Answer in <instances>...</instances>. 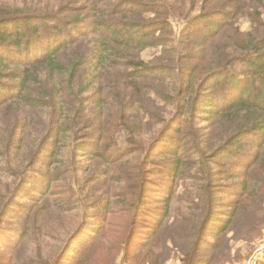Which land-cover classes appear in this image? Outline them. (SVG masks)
I'll return each instance as SVG.
<instances>
[{
  "label": "trees",
  "instance_id": "1",
  "mask_svg": "<svg viewBox=\"0 0 264 264\" xmlns=\"http://www.w3.org/2000/svg\"><path fill=\"white\" fill-rule=\"evenodd\" d=\"M240 22L248 31H240ZM148 49H159L158 56L145 61ZM199 120L210 122L208 142H221V161L211 163L219 169L216 178L236 181L235 190L230 185L207 196L198 240H213L205 250L214 252L231 222L222 210L238 216L255 196L248 178L264 166V0H0V229L21 200L41 203L20 219L26 232L14 237L10 254L28 244L31 219L41 210H74L66 199L74 193L63 189V197L51 199V185L61 182L59 165L70 167L81 147L107 164L105 177L122 184L133 178L144 190V166L151 178L165 169L177 180L195 152L209 162L205 150L189 149L188 139L201 136ZM153 152L168 161L153 163ZM153 189H146L143 203L140 190L129 192L131 225L147 212L140 202L145 208L156 202L161 219L150 227L158 232L173 191L163 187L164 199H148ZM227 192L231 204L224 201ZM107 195L82 205L85 221L51 264L90 263V246L103 242L111 216L110 204H99ZM91 222L97 226L87 227ZM89 228L94 235L84 248L71 259L63 255ZM198 246L183 257L186 264H203ZM12 258L1 255L0 264ZM110 258L117 264L116 247Z\"/></svg>",
  "mask_w": 264,
  "mask_h": 264
},
{
  "label": "rangeland",
  "instance_id": "2",
  "mask_svg": "<svg viewBox=\"0 0 264 264\" xmlns=\"http://www.w3.org/2000/svg\"><path fill=\"white\" fill-rule=\"evenodd\" d=\"M18 2H21V0H18ZM63 8L64 6L61 7V9ZM239 28L241 32H245L248 31L249 26L246 22H240ZM158 51L159 49H148L142 53V59L147 61L152 57H157ZM195 122H198L201 136L188 139L192 141L190 142L191 145L189 143V149L192 151L191 153L197 150H205L209 162L203 164L201 158H198L200 154L195 152L192 156H189L191 159L190 164L177 177V180H173L171 174L165 169L155 172L151 178L150 175L145 174L144 166L142 178L147 183L143 186L144 190L141 186L139 187L142 191L133 178L128 177L129 182L122 184L119 178L105 177L107 164L88 156L84 152L85 148L81 147L79 153L76 152L72 157L70 167H65L63 164L59 165L61 182L51 185V190L54 189V196L51 199L57 200L60 196L63 197L60 194L63 189L74 193L73 200L66 197L71 206H74V210L70 212H59L54 208L41 210L31 219L27 234V237L29 236L28 244L26 241L19 251L10 254L7 247L12 246L15 240L14 237L23 231L26 232L21 220L27 214L28 208L41 204H32L21 200L22 204L14 208V214L11 212L1 226L0 256L5 255L8 257V255H11L13 262L10 264H38L36 262L37 256L43 258L41 264H51L53 261H57L71 233L79 223L85 221V211L82 205L86 206L93 201V198L96 199L102 194L108 193L102 204L98 201L97 203L102 206L107 203L110 204L109 213L111 216H108L106 227L103 228V242L98 241L96 245L92 244L90 246L89 253L93 250L91 252L93 257L89 264H111L110 249L112 247L117 248V264H186L183 257L185 259L186 257L189 258L188 254L191 255L198 245L201 246L200 251L202 256L205 257L203 264L206 261L207 264H264V183L257 179L260 175L264 178V166L256 167L255 172L248 178L249 192L251 195L255 192V196H250L248 203L242 207L238 216L237 214L232 216L231 211L225 212L226 209L222 210L223 213L227 214L225 218L230 217L231 222L228 223V235L220 240L219 244L215 242L216 249L214 252L205 250L207 248L206 242L209 243L213 240L206 239L208 240L206 242L198 240L200 234L198 231L208 210V194L212 198L218 197V191L223 188L226 191L230 185L233 187L236 181L233 180L230 184L226 180L221 181L216 178L219 169L211 163L217 164L221 161L216 157L220 150L216 147L220 146L221 142L215 145L211 144L210 139L208 142L206 132L208 133L209 130L206 128L210 122L201 120ZM2 124L0 122V125ZM161 155L159 152H153V163L168 161L167 157ZM144 160L145 155L138 159V163H130L126 168L124 166L120 167L130 170L133 165L140 164ZM254 186L256 188H253ZM150 187L154 189L148 199L155 197L157 200L161 197L164 199L167 194H163V187H168L167 192L173 191L169 216L164 219L158 232L156 227L152 229L150 225H156L161 219L160 209L162 205L155 202L145 208L142 204L147 195L145 191ZM133 188L140 190L142 202H140V206L147 209V212L144 213L141 221L132 226L131 223L135 215L133 208H130V206L133 207V204H131L129 192ZM2 194H4V191L0 189V198ZM108 199L110 201H107ZM224 201L229 204L233 201L229 192L224 194ZM158 202L161 203V201ZM219 210L221 211L220 208ZM20 216L21 218H19ZM91 223L93 224V222ZM36 226L41 228L37 233L34 232ZM90 226L95 227L97 224L87 225V227ZM88 234L94 235V229L71 243L69 248L63 251V255L68 256V259L74 257L75 253L84 248L83 242ZM30 236L33 239L31 242ZM147 255L148 257H146ZM83 259H80V262Z\"/></svg>",
  "mask_w": 264,
  "mask_h": 264
}]
</instances>
